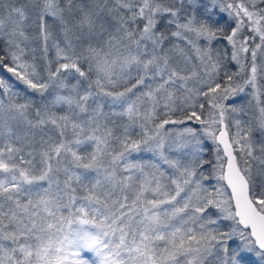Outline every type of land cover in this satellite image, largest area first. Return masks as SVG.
<instances>
[{"label": "snow or ice", "instance_id": "6c2138e0", "mask_svg": "<svg viewBox=\"0 0 264 264\" xmlns=\"http://www.w3.org/2000/svg\"><path fill=\"white\" fill-rule=\"evenodd\" d=\"M0 264H264V0H0Z\"/></svg>", "mask_w": 264, "mask_h": 264}]
</instances>
